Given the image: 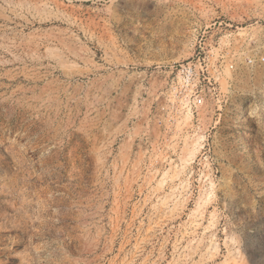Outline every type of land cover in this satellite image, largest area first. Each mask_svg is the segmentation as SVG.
I'll list each match as a JSON object with an SVG mask.
<instances>
[{
    "label": "rangeland",
    "instance_id": "obj_1",
    "mask_svg": "<svg viewBox=\"0 0 264 264\" xmlns=\"http://www.w3.org/2000/svg\"><path fill=\"white\" fill-rule=\"evenodd\" d=\"M198 53L222 108L165 134ZM261 57L264 0H0V264H264Z\"/></svg>",
    "mask_w": 264,
    "mask_h": 264
},
{
    "label": "built area",
    "instance_id": "obj_2",
    "mask_svg": "<svg viewBox=\"0 0 264 264\" xmlns=\"http://www.w3.org/2000/svg\"><path fill=\"white\" fill-rule=\"evenodd\" d=\"M264 62V57L260 58ZM253 61L249 60V63ZM233 68V66H231ZM162 69V89L160 90L164 118L157 119L160 128H164L165 134L170 128L185 127L186 115H196L209 106L215 112L221 110V93L217 90L216 79L208 72V65L200 53L191 59L182 62H170L165 66H157ZM156 115V114H155ZM165 135L154 139L158 144L168 141ZM150 142V139H147ZM177 141V140H175ZM165 156H177L167 154Z\"/></svg>",
    "mask_w": 264,
    "mask_h": 264
},
{
    "label": "bare ground",
    "instance_id": "obj_3",
    "mask_svg": "<svg viewBox=\"0 0 264 264\" xmlns=\"http://www.w3.org/2000/svg\"><path fill=\"white\" fill-rule=\"evenodd\" d=\"M189 116V115H188ZM186 121V119L184 120V122ZM186 123V122H185ZM203 139L201 138V140H198L197 143H195L193 147V150L190 151L188 156H196L197 151L199 150V147H201V143H202Z\"/></svg>",
    "mask_w": 264,
    "mask_h": 264
}]
</instances>
